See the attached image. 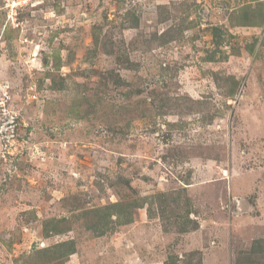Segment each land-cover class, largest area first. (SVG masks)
I'll use <instances>...</instances> for the list:
<instances>
[{"label": "rangeland", "instance_id": "1", "mask_svg": "<svg viewBox=\"0 0 264 264\" xmlns=\"http://www.w3.org/2000/svg\"><path fill=\"white\" fill-rule=\"evenodd\" d=\"M257 12L264 0H0V264L71 239L66 264H264ZM164 192L155 217L146 204L98 232L97 209Z\"/></svg>", "mask_w": 264, "mask_h": 264}, {"label": "trees", "instance_id": "2", "mask_svg": "<svg viewBox=\"0 0 264 264\" xmlns=\"http://www.w3.org/2000/svg\"><path fill=\"white\" fill-rule=\"evenodd\" d=\"M244 20L246 23H249V24L261 25L264 20V15L262 13L257 12L254 19L248 20L245 17ZM138 21L139 19L136 16H134L133 24L137 25ZM213 30H214L213 37L215 39V42L217 39L218 41L216 43L221 44L223 42L222 34L224 33V29H222L221 27H214ZM55 57H56V63L54 65L59 67L60 57L59 55ZM215 57L216 55L212 54L207 59L214 60ZM219 83H220V80H219ZM234 92L235 90L233 89H230L229 91L231 95H233ZM160 195L163 197H166L167 195H171V192L170 193L164 192V193H160L159 195L153 194L150 196L138 197L133 200H127V201L121 200V201H117V202L105 205L103 211H101V209H97V211L100 213L104 212L102 222L100 220L98 223L99 225L97 223L95 225L96 228H99L98 232L100 233V235H103L106 232V230L113 228L112 227L113 225L128 224V223L133 222V217L135 213L134 209L143 208L146 204H148V216L155 217L156 213L153 211V207L156 202V197ZM161 196H160V199H163L165 201L167 200ZM188 213H189V210H188ZM113 216H115L114 219H112ZM61 222L62 221L56 220V219H47L45 222L47 225L45 226L46 234H50L51 232L58 233V234L65 232L66 229H63L60 226ZM184 230L186 231L187 229H184ZM257 242L258 241L255 242V245H257ZM76 252H77V249H76L75 240L71 239L69 241L59 242L50 247L35 250L33 256L31 257L32 260L30 264H39L40 260L47 261V262L48 261L54 262V263L57 261L56 264H66V261L70 258V256Z\"/></svg>", "mask_w": 264, "mask_h": 264}]
</instances>
